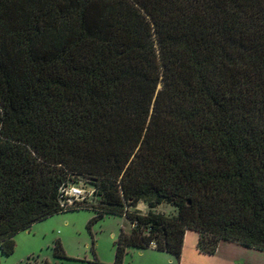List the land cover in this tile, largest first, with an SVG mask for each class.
<instances>
[{
    "label": "trees",
    "instance_id": "trees-1",
    "mask_svg": "<svg viewBox=\"0 0 264 264\" xmlns=\"http://www.w3.org/2000/svg\"><path fill=\"white\" fill-rule=\"evenodd\" d=\"M79 179L114 264L264 251V0H0V253Z\"/></svg>",
    "mask_w": 264,
    "mask_h": 264
},
{
    "label": "rangeland",
    "instance_id": "rangeland-1",
    "mask_svg": "<svg viewBox=\"0 0 264 264\" xmlns=\"http://www.w3.org/2000/svg\"><path fill=\"white\" fill-rule=\"evenodd\" d=\"M75 186L85 196L92 189L83 179H79ZM89 196L97 202L93 194ZM92 205L91 202L75 205L73 207L80 209L54 214L18 232L13 237V252L8 256L0 253V264H114L115 242L120 230H130L129 223L123 216L110 214L92 222L95 212L81 208ZM136 209L141 214L147 212L142 203L137 204ZM156 212L174 215L175 209L170 205H161ZM56 241L63 250L64 258L53 252ZM178 261L151 247L142 250L129 248L125 250L121 264H178Z\"/></svg>",
    "mask_w": 264,
    "mask_h": 264
},
{
    "label": "crops",
    "instance_id": "crops-1",
    "mask_svg": "<svg viewBox=\"0 0 264 264\" xmlns=\"http://www.w3.org/2000/svg\"><path fill=\"white\" fill-rule=\"evenodd\" d=\"M197 241L196 232L185 233L178 264H264V251L220 241L212 255H205L197 250Z\"/></svg>",
    "mask_w": 264,
    "mask_h": 264
},
{
    "label": "built area",
    "instance_id": "built-area-1",
    "mask_svg": "<svg viewBox=\"0 0 264 264\" xmlns=\"http://www.w3.org/2000/svg\"><path fill=\"white\" fill-rule=\"evenodd\" d=\"M94 189H91L90 194L94 193ZM60 194L62 196V201L60 207L62 209L72 208L75 205L80 204H93L92 200L89 199L90 196H85L83 191L77 188L75 185H67L60 189ZM91 200V201H90Z\"/></svg>",
    "mask_w": 264,
    "mask_h": 264
}]
</instances>
